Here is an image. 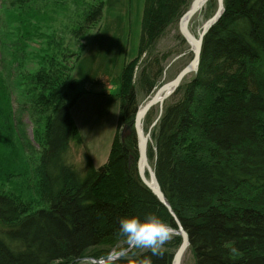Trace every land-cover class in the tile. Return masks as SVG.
I'll use <instances>...</instances> for the list:
<instances>
[{
	"label": "trees",
	"instance_id": "1",
	"mask_svg": "<svg viewBox=\"0 0 264 264\" xmlns=\"http://www.w3.org/2000/svg\"><path fill=\"white\" fill-rule=\"evenodd\" d=\"M193 1H145L139 54L122 74L119 133L110 157L97 168L85 153L79 169L73 145L82 149L84 143L71 109L88 91L67 64L77 54L64 47L50 55L48 36L46 49L32 52V58L25 52L44 35V15L34 6L64 5L65 0H11L4 10L8 24L16 27L7 34L13 40L11 68L19 72L18 88L31 105L39 151L33 163L17 128L10 80L0 70V264H140L145 258L173 264L182 243L176 234L160 255L132 248L113 261L108 258L130 248L119 233L123 217L144 220L155 213L178 230L130 159L137 153L138 97L158 87L174 54H159L157 47L173 28L187 43L179 21ZM104 6V0L89 6L75 38L84 39ZM30 60L37 67L20 73ZM159 113V106L149 112L145 131ZM125 126L131 131L123 135ZM151 139L149 161L189 236L184 259L264 264V0H224V13L204 38L198 70L165 101Z\"/></svg>",
	"mask_w": 264,
	"mask_h": 264
},
{
	"label": "rangeland",
	"instance_id": "2",
	"mask_svg": "<svg viewBox=\"0 0 264 264\" xmlns=\"http://www.w3.org/2000/svg\"><path fill=\"white\" fill-rule=\"evenodd\" d=\"M96 1L98 0H65L64 5L56 6L53 4L46 6L45 3L36 4L34 8L40 9L46 21L44 35L43 37L41 35V42L29 43L32 48L25 51L28 57L32 58V54L36 55L40 48L46 49L45 39L48 36L47 40H52L53 46V51L49 52L50 55L60 50L64 51L61 49L64 47H68L73 51L72 53L77 54L68 58L67 64L73 67L70 71L71 76L85 81L84 87L88 91L71 109L72 117L84 143L82 149L73 145L72 154L75 156L74 161L79 169L84 166L85 153L89 154L97 168L104 165L110 157L114 140L119 133L122 74L125 66L139 54L146 0H104L105 6L101 18L90 24L83 40L75 38L73 31L84 23V13ZM10 2L11 0H2L3 5L1 4L0 8V70L1 72L4 70L10 80L13 112L19 120V123L16 120L15 124L17 126L18 123L17 128L22 136H20L22 144L27 150L29 149L30 158L35 163L39 147L34 139L32 120L34 114L31 105L25 103L26 98H22L21 90L17 85L21 80L20 75L11 68L8 50V45L13 43V40L7 34L15 31L16 28L15 25L8 24L7 13L4 11L9 8ZM217 8V0H210L193 18L190 29L196 37L202 31L204 23L214 16ZM49 14L52 15L50 21ZM177 35V30L173 28L157 47L159 54L171 51L174 53L167 63L158 87L170 81L193 58L191 46L183 43ZM144 56L135 68L134 81L142 68ZM176 58L177 60L174 61ZM36 67V61L30 60L19 70L20 73H28ZM156 88L153 92L141 93L138 97L139 104L143 106ZM156 110L158 106L155 107ZM151 127L148 132L145 131L146 135L150 133ZM124 129L125 134L131 131L130 126H125ZM151 141L150 137L149 142ZM150 164L152 166V162ZM33 167L35 168L34 165ZM183 264H194V261L188 255L183 260Z\"/></svg>",
	"mask_w": 264,
	"mask_h": 264
},
{
	"label": "water",
	"instance_id": "3",
	"mask_svg": "<svg viewBox=\"0 0 264 264\" xmlns=\"http://www.w3.org/2000/svg\"><path fill=\"white\" fill-rule=\"evenodd\" d=\"M208 1L209 0H194L190 9L181 17L179 21L180 33L185 38V40L188 42V44L191 46V51L193 52V55H194L193 59L189 62L187 66H185L181 70V72L173 80L161 85L156 90L154 95L147 101V103H145V105L140 106L138 108V111L134 119V131L136 134V138L138 142V150H139V159H138V164H137V171H138L139 178L141 182L171 212L178 226V231L174 230L173 234L180 235L182 237V243L174 257L173 264H183L185 253L190 246V240H189L188 234L183 229L182 224L180 223L177 216L173 212L171 206L166 201V198L163 192L161 191L160 185L157 181L155 171L149 164L148 142H149L150 136L145 135V132L143 130V121L146 118L147 114L157 105H160V109H161L160 115H161L164 102L175 93V91L179 88V86L181 85L185 77H187L188 75L198 70L204 38L206 34L208 33V31L211 29V27L218 22V20L221 18L222 14L224 13V0H217L218 8H217L216 13L214 14V16H212L210 19H208L205 22L199 36L198 37L194 36L190 30V23L193 20V18L196 16V14L200 10L203 9V7L207 4ZM176 60L177 58L174 61ZM158 120L159 118L157 119V121ZM157 121L153 124V126L156 125ZM146 168H150V170H152V174L155 178L156 186H152L146 179ZM131 249L132 248L130 247L128 250L112 258H109L108 261H113L119 258L121 255L127 253Z\"/></svg>",
	"mask_w": 264,
	"mask_h": 264
},
{
	"label": "clouds",
	"instance_id": "4",
	"mask_svg": "<svg viewBox=\"0 0 264 264\" xmlns=\"http://www.w3.org/2000/svg\"><path fill=\"white\" fill-rule=\"evenodd\" d=\"M119 233L126 238L131 248L150 250L152 255L162 254L164 245L171 240L173 228L157 216L148 213L144 220L139 217H123L119 220ZM86 264V262H81ZM140 264H152L150 258H145Z\"/></svg>",
	"mask_w": 264,
	"mask_h": 264
},
{
	"label": "bare ground",
	"instance_id": "5",
	"mask_svg": "<svg viewBox=\"0 0 264 264\" xmlns=\"http://www.w3.org/2000/svg\"><path fill=\"white\" fill-rule=\"evenodd\" d=\"M138 111V110H137ZM146 179L152 186H156L155 178L152 174V170L150 168H146Z\"/></svg>",
	"mask_w": 264,
	"mask_h": 264
},
{
	"label": "flooded vegetation",
	"instance_id": "6",
	"mask_svg": "<svg viewBox=\"0 0 264 264\" xmlns=\"http://www.w3.org/2000/svg\"><path fill=\"white\" fill-rule=\"evenodd\" d=\"M138 158H139V152H138V148H137V153H135L134 155H132V157L130 159L131 160V163L137 165Z\"/></svg>",
	"mask_w": 264,
	"mask_h": 264
}]
</instances>
